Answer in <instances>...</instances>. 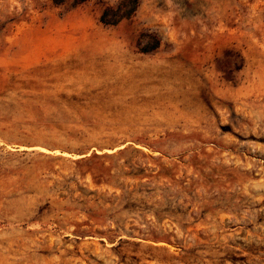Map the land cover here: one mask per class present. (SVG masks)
I'll return each mask as SVG.
<instances>
[{
	"label": "rangeland",
	"instance_id": "1",
	"mask_svg": "<svg viewBox=\"0 0 264 264\" xmlns=\"http://www.w3.org/2000/svg\"><path fill=\"white\" fill-rule=\"evenodd\" d=\"M119 1L0 0V264H264V0Z\"/></svg>",
	"mask_w": 264,
	"mask_h": 264
},
{
	"label": "trees",
	"instance_id": "2",
	"mask_svg": "<svg viewBox=\"0 0 264 264\" xmlns=\"http://www.w3.org/2000/svg\"><path fill=\"white\" fill-rule=\"evenodd\" d=\"M67 0H52L54 4H63ZM85 0H71L73 6L78 5ZM139 0H120L114 7H107L103 10L100 21L104 24L115 25L122 19L130 18L138 7ZM158 40L153 39L151 45L147 47V51L153 50L158 47Z\"/></svg>",
	"mask_w": 264,
	"mask_h": 264
}]
</instances>
